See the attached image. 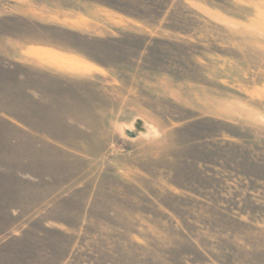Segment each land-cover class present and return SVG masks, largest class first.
Returning a JSON list of instances; mask_svg holds the SVG:
<instances>
[{
    "label": "rangeland",
    "instance_id": "1",
    "mask_svg": "<svg viewBox=\"0 0 264 264\" xmlns=\"http://www.w3.org/2000/svg\"><path fill=\"white\" fill-rule=\"evenodd\" d=\"M0 264H264V0H0Z\"/></svg>",
    "mask_w": 264,
    "mask_h": 264
},
{
    "label": "bare ground",
    "instance_id": "2",
    "mask_svg": "<svg viewBox=\"0 0 264 264\" xmlns=\"http://www.w3.org/2000/svg\"><path fill=\"white\" fill-rule=\"evenodd\" d=\"M74 62V61H73ZM64 63V62H63ZM70 63V62H69ZM76 63V62H75ZM78 63V62H77ZM73 65V64H72ZM76 65V64H75Z\"/></svg>",
    "mask_w": 264,
    "mask_h": 264
}]
</instances>
